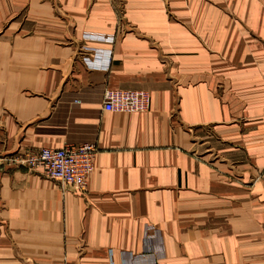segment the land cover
Here are the masks:
<instances>
[{
    "label": "crops",
    "instance_id": "obj_1",
    "mask_svg": "<svg viewBox=\"0 0 264 264\" xmlns=\"http://www.w3.org/2000/svg\"><path fill=\"white\" fill-rule=\"evenodd\" d=\"M93 143L84 194L11 161ZM141 253L264 264L263 0H0V264Z\"/></svg>",
    "mask_w": 264,
    "mask_h": 264
},
{
    "label": "built area",
    "instance_id": "obj_2",
    "mask_svg": "<svg viewBox=\"0 0 264 264\" xmlns=\"http://www.w3.org/2000/svg\"><path fill=\"white\" fill-rule=\"evenodd\" d=\"M96 38L111 44L115 42L114 36H96ZM107 54L109 62L112 53L107 51ZM95 55V59L84 56V64L88 67H99L97 58L102 53L95 51ZM104 94L103 108L106 112L137 114L151 110V94L145 90L107 89ZM98 152L99 149L94 143L65 145L61 149L40 148L11 161L29 170L39 168L43 177L66 185L76 193L84 194L89 186L88 181L94 173ZM138 261L144 264H157V258L152 255H141Z\"/></svg>",
    "mask_w": 264,
    "mask_h": 264
},
{
    "label": "rangeland",
    "instance_id": "obj_3",
    "mask_svg": "<svg viewBox=\"0 0 264 264\" xmlns=\"http://www.w3.org/2000/svg\"><path fill=\"white\" fill-rule=\"evenodd\" d=\"M263 2H264V0H263ZM141 255H145V256H146L147 254H145V253L142 254V253H141ZM141 255H138V256H137V255H136V256L134 255V256H133V259L131 260V262L128 261V262H126V264H144V263H142V262L140 263V262L138 261V258H140ZM152 255L155 256L154 254H152ZM149 256H150V255H149ZM157 261H158V260H157Z\"/></svg>",
    "mask_w": 264,
    "mask_h": 264
}]
</instances>
